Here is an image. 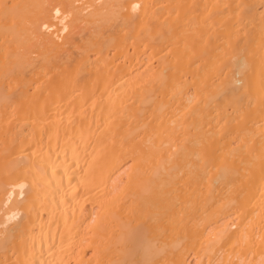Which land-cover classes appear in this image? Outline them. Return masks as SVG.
<instances>
[{"label":"bare ground","instance_id":"obj_1","mask_svg":"<svg viewBox=\"0 0 264 264\" xmlns=\"http://www.w3.org/2000/svg\"><path fill=\"white\" fill-rule=\"evenodd\" d=\"M0 264H264V0H0Z\"/></svg>","mask_w":264,"mask_h":264}]
</instances>
